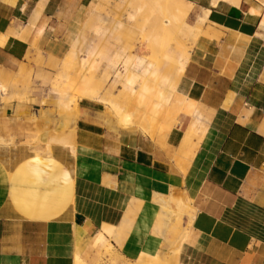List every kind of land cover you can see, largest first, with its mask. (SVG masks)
Returning <instances> with one entry per match:
<instances>
[{
    "label": "crops",
    "instance_id": "crops-1",
    "mask_svg": "<svg viewBox=\"0 0 264 264\" xmlns=\"http://www.w3.org/2000/svg\"><path fill=\"white\" fill-rule=\"evenodd\" d=\"M92 5L0 0V95L4 81L40 70L55 80L59 104L71 110L79 100L80 114L70 121L74 152L0 147V264H76L92 239L129 262L162 264L170 232L179 226L178 246L190 215L188 237L172 252L177 264H264V29L262 15L251 14L259 5L210 3L208 29L183 73L179 62L175 70L143 60L131 68L129 58H110L121 88L106 91L97 65L107 57L96 42L104 29L87 55L77 52ZM80 71L70 95L66 85ZM162 196L177 211L166 231Z\"/></svg>",
    "mask_w": 264,
    "mask_h": 264
},
{
    "label": "rangeland",
    "instance_id": "rangeland-1",
    "mask_svg": "<svg viewBox=\"0 0 264 264\" xmlns=\"http://www.w3.org/2000/svg\"><path fill=\"white\" fill-rule=\"evenodd\" d=\"M254 1L261 7L262 15L264 12V0ZM210 3H212V0H198L196 5H193L185 23L183 19H176L174 16L172 18L167 13H163L159 17L152 15V7L149 4H145V9L142 12H138L139 6L144 5L138 0H92L93 5L90 13H88V9L84 11V23L77 44V52L81 57L87 55L90 48L94 47L92 42L95 40L97 27L101 26L104 29L105 35L100 40H96V42L99 50L105 53L107 57L97 65L99 67L102 63L100 69L103 70L104 80H99L104 81L103 89L105 91L121 88V85L114 81L115 69L112 68L109 62V59L116 55L129 58V66L131 68H134L140 60H143L155 63L158 68L164 66L175 70L179 66V57L186 51L184 54H187L190 59L195 43L197 44L198 38L204 35L203 28H207V24L202 23L203 26L202 24H200L201 26L197 24L199 22L198 15L206 8L210 9ZM131 15L133 17L136 16L134 20L130 19ZM143 17L151 18L149 26L151 29H155L161 38L159 46H152L151 43L148 44L147 39H142L141 25L145 23L144 20H147ZM195 24L196 28H202V32L201 29H196V34H194V29L190 28ZM261 33V37L264 39V31L261 30ZM83 68L85 69V67ZM42 74L43 72L40 70H37L35 74L32 70L30 72L22 70L19 78L14 77L4 81L8 91L1 93L0 107L9 106L13 109L14 114L12 113L9 116L0 115V147L13 149L21 145L27 150V154H36L37 149L41 150L42 148L44 150L45 143H43V139L46 138L48 142L54 141V143L70 147L72 152H74L76 131L75 129H70V121L72 117L76 121L80 117L78 110L79 100L71 110L65 109L59 104L58 93L54 87L55 80L49 82L43 78ZM82 76L83 71H80L79 74L74 76L77 77L78 82H70L73 84L72 87L69 84L66 85L70 95H76L75 89ZM94 78L97 79L95 73ZM62 117L66 118L64 127H60ZM188 206V203H184L181 206V212L185 216L189 212ZM145 212L147 210H144L143 214L140 215L142 221L148 217ZM160 215L165 220L162 214ZM179 218H176L177 222ZM170 226L171 224L165 221L164 231ZM174 227L170 232L172 245L169 246L170 251L162 255V264H177L172 252L177 246L175 238L178 236L179 226ZM101 230L110 232V229H106L105 226ZM122 236H124V233L120 230V236L116 238L117 243L120 242ZM92 242L93 239L89 242L88 247L78 255L81 258V264H136V262L125 260L109 242H106V248L100 249L94 248ZM147 248L150 249V243L147 244Z\"/></svg>",
    "mask_w": 264,
    "mask_h": 264
},
{
    "label": "bare ground",
    "instance_id": "bare-ground-1",
    "mask_svg": "<svg viewBox=\"0 0 264 264\" xmlns=\"http://www.w3.org/2000/svg\"><path fill=\"white\" fill-rule=\"evenodd\" d=\"M139 2L143 3L144 5L142 6H139L138 8V12H142L144 9H145V4L146 5H150V7H152L151 9V13L152 15H157L158 17L159 16H162L163 13H167L169 15L176 17V19L178 18H181L185 21V23L187 22V17L189 15V13L191 12L192 8H193V3H191L190 1L188 0H138ZM220 2H224V3H227L229 5H233V6H239L240 3L242 2V0H212V5L213 7L217 6L218 3ZM141 5V4H140ZM147 7V6H146ZM259 7V6H257ZM252 8L251 9V14L254 13L255 15L257 14H261V8ZM137 11V10H136ZM204 11V10H203ZM210 11L209 10H205L204 11V14L203 16L199 19V22L197 24H202L204 23V21L207 19L208 15H209ZM156 16V17H157ZM136 17V16H134ZM133 17V15H131L130 19L131 20H134L135 18ZM144 19H147L146 21L144 20V22L142 21V23H144L143 25H141V28H142V39H147L148 40V44L151 43V45H158L160 44V37H159V34L157 31H155V29H151L150 26H149V23L151 21V18L148 19L146 17H143ZM141 23V22H140ZM163 23V22H162ZM201 26V25H200ZM194 26H192L190 29H193ZM261 29H264V12L262 13V22H261V25H260ZM149 29V30H148ZM196 29H201L200 27L196 28ZM193 31V30H192ZM197 31V30H196ZM157 33V34H156ZM194 35V34H193ZM163 41V40H162ZM147 42V41H146ZM186 53V51L184 52ZM181 55L179 57V65H180V71L183 73L188 62H189V58L187 56V54H184ZM173 55V54H172ZM168 57V56H167ZM4 91H6V89H4ZM6 96V95H5ZM4 96V98H5ZM12 97V96H11ZM10 97V98H11ZM9 98V97H8ZM3 99V98H2ZM4 100V99H3ZM8 103V102H7ZM10 103V102H9ZM43 143H45V148L44 150H41L40 149H37L36 150V154L37 155H42V154H45V155H51L52 152V146L54 144H57V143H54L53 142H48L46 138L43 139ZM51 141V140H50ZM56 141V140H55ZM7 143V142H6ZM9 143V142H8ZM4 144V143H3ZM6 145V144H5ZM8 145V144H7ZM35 150V149H34ZM164 196V195H163ZM161 197L160 200L157 201L156 199V203L158 204H161L164 208L161 212L162 216L164 217L166 223H171V221H173V219L175 218V212L177 211H172L169 207V204H167V201L165 200L164 197ZM160 198V197H159ZM167 199V198H166ZM169 202V201H168ZM189 205V204H188ZM172 206V205H171ZM172 208V207H171ZM174 209V208H173ZM179 215V213H178ZM190 215V214H189ZM179 216H176V218H179ZM192 220H193V215H190L189 216V220H188V224L184 230V232L181 234V236L179 237V242H178V246L177 248L174 250L177 251V252H180L181 251V248H182V245L183 243L186 241L187 237H188V233H189V228L191 226V223H192ZM167 225V224H166ZM80 257V256H79ZM78 255L76 256V264H81L80 263V259Z\"/></svg>",
    "mask_w": 264,
    "mask_h": 264
}]
</instances>
